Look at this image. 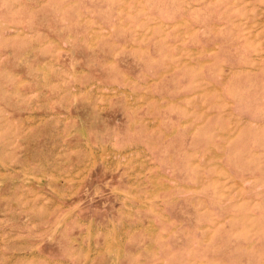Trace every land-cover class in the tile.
<instances>
[{"label": "rangeland", "instance_id": "374dc122", "mask_svg": "<svg viewBox=\"0 0 264 264\" xmlns=\"http://www.w3.org/2000/svg\"><path fill=\"white\" fill-rule=\"evenodd\" d=\"M0 264H264V0H0Z\"/></svg>", "mask_w": 264, "mask_h": 264}, {"label": "crops", "instance_id": "0c3cea01", "mask_svg": "<svg viewBox=\"0 0 264 264\" xmlns=\"http://www.w3.org/2000/svg\"><path fill=\"white\" fill-rule=\"evenodd\" d=\"M116 242V241H115Z\"/></svg>", "mask_w": 264, "mask_h": 264}]
</instances>
